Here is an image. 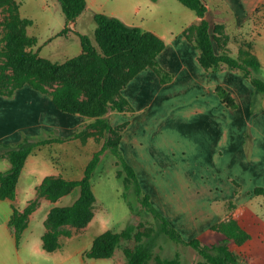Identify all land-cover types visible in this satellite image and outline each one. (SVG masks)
<instances>
[{"label": "crops", "instance_id": "1", "mask_svg": "<svg viewBox=\"0 0 264 264\" xmlns=\"http://www.w3.org/2000/svg\"><path fill=\"white\" fill-rule=\"evenodd\" d=\"M204 1L206 2V0ZM223 1L230 7L237 5L239 8H249L251 11L258 5V0ZM87 2L88 10L93 13V16L96 12L104 11L101 0H87ZM136 10L138 12L139 8ZM109 15L119 17L117 13H110ZM119 18L130 24L124 18ZM205 18L210 22L212 29L216 24L223 26V33H216L220 36V43L218 44L215 41L217 52H231L232 42L234 45L237 44V56L243 43L250 42L253 46L252 40H249L252 37L249 36V33L245 38H242V41L236 42V39H233L230 42L229 37L221 39L223 35L226 37L224 25L215 20L218 18L209 19V8ZM200 20L201 17L198 16L196 22L183 27L180 33L172 34L170 32L172 34L170 39L167 38V33L156 30L158 28L148 29L165 42L164 48L158 55V60L163 69L173 74V78L162 83L156 71L148 68L139 72L122 90V94L132 110L130 116L126 117L128 121L123 130L121 148L127 160L135 167L144 189L151 194L152 198L161 196L162 208L165 213H168V216L164 213L165 216L181 233L179 226L185 228V225H187L191 227L189 221L184 217L185 212L203 210L208 213H215L225 211L229 207L228 213L218 222L230 219L237 220L241 227L250 234V240L252 229L259 222L258 216L254 214V207L261 206L264 201V191L262 190L264 189V115L262 112L255 115L251 114V109L253 104H256L257 99H259L261 105L263 104V95L255 90L249 77L244 76L238 68H230L226 64H221L217 70L207 71L200 62V51L194 47L187 34L190 27L199 24ZM245 23L246 21L240 23L239 26L241 25V28H243ZM254 28L253 30H247L252 31L253 40L259 34V28ZM248 37L250 38L248 39ZM252 50L256 52L251 47ZM251 74L262 78L260 72L252 70ZM149 82L152 83V86H149ZM219 85L226 87L231 92L238 104L237 107H229L221 101L216 91ZM25 95L30 96L32 101L37 100L40 105L32 108L30 122L23 125V123H17L20 107L16 105V102L24 99ZM42 100L41 93L28 86L16 91L12 97L0 94V143L5 142L8 136L13 134L14 141L17 142L19 137L15 134L21 129L25 128L26 131L32 133L31 131H37L39 127L45 125L44 121L40 120L41 115L46 113V109L41 104ZM53 112L55 111L53 110ZM21 116L23 119V113H21ZM155 117H158L159 121L166 118L165 122H160L162 125L158 130L165 141V147L160 153L158 152L163 157L159 161L153 159L155 154L158 153H154L155 150H151L152 147L140 148L153 131L152 124L157 120ZM87 120L89 119L81 114L65 112L61 113L59 123L46 125L58 126L60 136H63L62 131L68 130L70 131L68 135H71ZM250 131L251 133H249ZM164 158L173 167L156 169V164H162ZM184 163L193 165L192 178L191 175H187L184 167L179 168V165ZM86 165L87 163L83 168V172ZM172 169L173 171H171ZM163 170L166 172H163ZM22 173L23 169L17 183V197ZM207 174H211L212 179V182L206 185L208 189H205L206 192L208 191V197L201 198L199 190L197 192L198 197L193 199L189 193H186L187 191L180 192L179 186L188 185L187 188H189L191 186H189L188 180L198 179L203 182ZM50 175L59 176L62 174H49L46 176ZM46 176L35 184L33 192H35L36 197L38 187ZM193 185L201 187L199 186L201 183L196 184L194 182ZM234 195H237L236 202L231 200ZM34 199L29 200L28 204ZM46 199L48 198L41 197L39 199L38 205L29 216V224L34 214L41 208L42 200ZM6 200L9 199L0 197V210L3 208L4 212V216L0 219V264L127 263L124 260L122 262L120 258L112 261L111 259L115 253L111 257H86L85 253L90 250L94 241L91 246L78 247L74 252L68 251L64 248V242L61 240L62 236H66L65 234L59 237V248L52 251L46 250L43 247L42 237L48 230L46 222L49 212L54 206H65L57 204L58 200L52 201L51 199H48L50 205H47L43 215L44 229L41 230L39 237H35V239H27L24 242L21 239L19 246H17V260L6 235L7 230L10 229L16 244L13 230L9 225L13 213V203L11 200L9 201L11 207L8 209L6 204L2 203ZM18 208L22 211L25 207ZM214 223L208 222L207 229L216 231L218 233L217 238H205L206 240L203 241L197 235L189 238L183 237L187 240L199 237L205 244L219 242L224 238V234L211 228ZM67 229L70 230V234L76 231V228L67 227ZM73 238L74 236L70 237L69 240ZM247 241L243 244H236L234 241L229 242V244L234 242L239 246L236 249L230 245L231 249L240 255L236 264L248 262L246 260L249 255L246 257V253L243 254L240 250V247L246 244ZM27 249L30 251H27ZM23 250H26L25 256L21 253Z\"/></svg>", "mask_w": 264, "mask_h": 264}, {"label": "rangeland", "instance_id": "2", "mask_svg": "<svg viewBox=\"0 0 264 264\" xmlns=\"http://www.w3.org/2000/svg\"><path fill=\"white\" fill-rule=\"evenodd\" d=\"M101 2L104 5L103 12L108 14L117 13L119 17L124 18L130 25H138L145 29L158 28L156 30L161 33H167V38L169 39L172 37V34L180 33L183 27L188 24H193L198 20V15L195 11L185 6L179 0H101ZM205 3L209 8V19L214 20V18H218L215 20L224 25L226 36L229 37L230 42L233 39H236V42L239 40L242 41V38H245L247 33H249L250 37L252 36L251 38L248 37V39L250 38L249 40L253 42L252 48L256 52L252 50V53H254L262 65L259 72L262 74V79H264V0H258V5L253 11L249 8H239L237 5L230 7L223 0H206ZM137 8H139L138 12H136ZM15 13H18L20 17L32 19L33 22L27 25L25 29L27 34L36 35L38 42L33 47L25 48L37 52L43 57L65 64L68 62L67 60L78 56L82 51L78 33L89 35L98 47V54L86 56L79 65H69L66 71L61 70L55 73H44L37 68L13 69V67H10L6 71V77L2 78L0 70V87H4V89H10L14 79L28 77L29 79L37 80L38 84L36 82L33 85L26 84L23 87L28 86L35 91H39L43 96L41 104L46 109V113L40 117V120L44 121L45 125L39 127L37 131H31L32 133L26 131L25 128L21 129L15 134L19 137L17 142L14 141V134L9 133L13 135H9L5 143L16 144L25 135L30 136L33 140L46 137H59V127L48 125H56L59 123L61 113L65 112L53 106L51 94L57 93L63 85L76 83L78 85L77 93L79 99L84 103L90 102V95L94 94V84L92 82L101 67V59L99 58L101 55L100 48L94 35L96 21L93 13L87 7L77 20L67 24L59 0H0V64H7L8 57L11 53L12 48L11 46L9 47L7 35L12 31ZM245 21L244 27L241 28L239 24ZM66 26H68L66 32L62 33L61 30ZM254 27L259 28V34L253 40L254 35L252 31L247 30H253L255 29ZM236 46L237 44L234 45L232 42V51L229 52L235 57L237 56ZM131 61V59H124L117 67L116 74L120 75L128 71L132 63ZM4 79H9L10 81L5 83ZM39 85L43 88L41 89ZM149 86H152L151 82H149ZM21 88H18L16 91ZM112 92H114L113 88ZM0 94L3 93L0 92ZM110 94L113 93L110 92ZM262 95L264 101V93ZM118 96L117 93L114 98L118 100ZM111 100L113 98L110 99V104H112ZM16 105L20 107V111H18L20 115L17 123L26 125L30 122L32 108L40 104L37 100L32 101L30 96L25 95V98L18 100ZM43 108H41L42 111H44ZM252 109L254 113L251 114L255 115L258 112H262L264 115V102L261 105L259 99H257ZM131 110L128 106L124 111H118L109 105L104 109L99 119L86 117L89 120L81 124L71 135H68L70 131H62L61 129L63 136L60 137H64L63 141L44 145L35 150L27 159L25 167L23 168L17 199L11 200L8 198L9 200L2 203H5L7 208L10 209V200L20 208L26 207L29 200L33 198L39 202L42 195H37L36 197L33 189L39 180H42L44 176L49 174H62V176L69 178L81 177L84 173L83 168L85 164L89 162L94 152L100 149L105 139L115 138V133L109 131L107 124H112L114 129H122L123 125L128 121L126 117L130 116ZM21 113H23V119ZM155 118L157 120L152 124L153 131L150 133L148 140L140 148L152 147L151 150H155L154 153H160L165 147V141L158 130L162 125L160 122H165L166 118L160 121L158 117ZM77 131L81 132L77 133ZM74 133H77L76 136H73ZM159 153L155 154L153 157L154 160L159 161L163 158ZM10 166L11 163L7 158L0 159V171H5ZM156 166V169L173 167L165 158L162 159V164L158 163ZM183 167L187 175H191L192 178L193 165L191 163L179 165V168ZM163 172L166 171L163 170ZM124 178L125 173L122 171V165L119 163L117 157L109 149L105 150L93 177V188L96 195L95 215L87 226H81L76 229L71 224L66 226L76 231L70 235L62 236L61 240L64 242V248L74 252L78 247L91 246L94 239L108 229L120 232L128 224H132L135 226V232H142V241L146 243L151 251L152 257L150 264H154L156 259L175 257L180 259L181 264H196L198 261H204V258L194 248L183 243H178L161 232L152 213L143 207L136 196L129 195L128 199L123 196L125 190L124 183H126ZM188 182L191 187L187 188L188 185L179 186L180 192L187 191L186 193H189L193 199L198 197L197 192L199 190L201 192V198L208 197V191L206 192L205 189H208L206 185L212 182L211 174H207L203 182L198 179L188 180ZM194 182L196 184L201 183L199 185L201 187L193 185ZM79 194V189H76L60 197L57 204L69 205L74 202ZM236 197L237 195H234L231 200L236 202ZM152 201L165 213L161 204V196L152 198ZM47 205H50V200H42L41 208L34 214L29 224L30 226L23 233L21 238L22 242L27 241V239L39 237L41 230L45 226L43 215ZM229 209L228 207L225 211H217L215 213H208L203 210L185 212L184 217L189 221L191 227L187 225H185V228L179 226L183 236L189 238L190 236L197 235L203 241L206 240L205 238H217L218 233L207 229V224L210 221L215 223L220 221L228 213ZM165 214L168 216V213ZM254 214L258 216L259 222L252 229V238L246 244L242 245L240 250L243 254L246 253V257L249 255L246 260L249 264H264V201L261 206L254 207ZM3 216L4 212L2 208L0 210V219ZM6 235L12 246L11 250L18 260L17 245L14 242V237L10 229L7 230ZM72 236L74 238L69 240ZM136 244L137 240L134 237L131 239H123L121 245L115 250L114 257L111 260L120 258L122 262L123 260L125 262L124 248L133 247ZM230 245L236 249L239 248L234 242ZM27 251L30 250L27 249ZM25 252L26 250L21 252L23 256H25ZM23 259L25 260V258ZM248 262H242L241 264H248Z\"/></svg>", "mask_w": 264, "mask_h": 264}, {"label": "trees", "instance_id": "3", "mask_svg": "<svg viewBox=\"0 0 264 264\" xmlns=\"http://www.w3.org/2000/svg\"><path fill=\"white\" fill-rule=\"evenodd\" d=\"M185 6L195 11L201 17L199 24L190 27L189 38L196 49L200 51V62L212 72L217 70L221 64H226L230 68H238L242 74L249 77L255 90L264 93V79L253 76L252 70L259 72L262 65L257 57L251 51V43L245 42L239 50L237 57L229 52L219 53L215 47V41L220 43V36L216 33H223V26L216 24L212 29L210 22L205 18L208 6L204 0H179ZM62 10L66 17V22L75 21L88 6L87 0H59ZM17 14V15H15ZM14 14L12 31L7 35L11 53L7 64H0L1 77H6V71L13 67L19 68H37L44 73H55L66 71L69 65H79L86 56L98 54V47L92 38L85 33H78L81 40L82 51L63 64L53 61L50 58L43 57L37 52L27 50L25 47H33L38 42V37L29 35L26 32V26L31 24L32 19L23 18ZM96 28L94 31L95 40L100 48L101 67L93 79L94 94L90 95V102L84 103L78 97V85L68 83L63 85L59 91L51 94V101L54 106L66 113L81 114L85 117L99 119L107 106L118 111H124L129 106L128 101L122 94V90L135 76L144 69L153 68L162 83L172 80L173 74L163 69L159 63L158 55L165 46L162 38L153 31L145 29L138 25H130L117 16L109 15L104 12L94 13ZM68 26L61 32H66ZM224 37V38H223ZM221 39H227L223 35ZM226 41V40H225ZM124 59H131L132 63L128 71L116 74L117 67ZM135 61V62H134ZM1 81V79H0ZM4 79V82H9ZM10 89L0 87V92L8 97H12L18 88L26 84L33 85L37 80L14 79ZM28 82V83H26ZM38 84V82H37ZM40 84V83H39ZM41 85H39L40 87ZM36 88V87H35ZM43 88L42 86L40 87ZM112 88L114 92H112ZM44 90V89H43ZM221 101L229 107H237V102L231 92L224 86L219 85L216 89ZM113 93V94H110ZM118 93V100L114 98ZM93 97V99H92ZM113 98L112 104L110 99ZM117 100V101H116ZM130 107V106H129ZM251 113H254L251 109ZM127 124V123H126ZM114 129L112 124H107L109 131L115 133V138H106L99 150L95 151L90 161L87 163L84 175L79 179L65 178L59 176H46L38 187L37 195L46 197L52 201L79 189L80 194L73 203L65 206H54L49 212L47 218L46 232L43 234V247L52 251L60 246L59 237L62 234L69 235L70 230L67 225H73L75 228L87 226L94 217V203L96 195L93 188V177L101 161L102 154L109 149L122 165V171L125 173V190L123 196L128 199L129 195H134L143 205V207L152 213L158 223L159 230L170 237L172 240L183 243L194 248L204 261H198L196 264H236L240 255L231 249L229 242L243 244L249 240L250 234L241 227L235 219L216 222L211 228L224 234L219 242L205 244L199 237L189 240L185 239L182 233L165 216V214L153 203L151 194L146 191L140 181L135 167L127 160L121 148L123 130ZM81 132V131H77ZM74 133L73 136H76ZM64 137H46L33 140L30 136L24 138L16 144L0 143V159L7 158L11 166L0 172V197L15 200L17 197V183L21 171L28 157L38 148L54 142H61ZM264 191V189H262ZM129 203V201H128ZM38 205L36 199L32 200L22 211L13 204V213L9 220L16 245L19 246L24 230L28 227L29 216ZM130 205V203H129ZM131 207V205H130ZM132 209V207H131ZM134 237L137 244L133 247H125L124 254L126 264H150L152 257L150 249L142 241V232H135V226L128 224L122 231L115 232L108 229L97 236L90 250L85 253L86 257H111L115 250L121 245L123 239ZM154 264H181L179 258L156 259Z\"/></svg>", "mask_w": 264, "mask_h": 264}]
</instances>
